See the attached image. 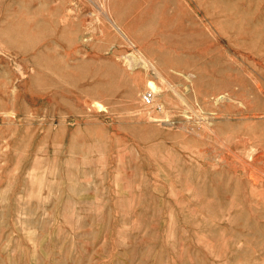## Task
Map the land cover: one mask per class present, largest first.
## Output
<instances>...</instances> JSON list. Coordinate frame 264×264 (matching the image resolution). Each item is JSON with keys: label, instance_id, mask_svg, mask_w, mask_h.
Instances as JSON below:
<instances>
[{"label": "rangeland", "instance_id": "1", "mask_svg": "<svg viewBox=\"0 0 264 264\" xmlns=\"http://www.w3.org/2000/svg\"><path fill=\"white\" fill-rule=\"evenodd\" d=\"M0 264H264V0H0Z\"/></svg>", "mask_w": 264, "mask_h": 264}, {"label": "bare ground", "instance_id": "2", "mask_svg": "<svg viewBox=\"0 0 264 264\" xmlns=\"http://www.w3.org/2000/svg\"><path fill=\"white\" fill-rule=\"evenodd\" d=\"M112 23V22H111ZM117 27V26H116ZM137 58V57H136ZM140 58V60L143 62V64H145L146 66H148V67H150V68H153L154 66H153V64L152 63H150V62H148L143 56H140L139 57ZM138 61V60H137ZM155 70V69H154ZM156 71V70H155ZM154 71V72H155ZM157 72V71H156ZM158 73V72H157ZM158 75H159V77L163 80V78L160 76V74L158 73ZM164 81V80H163ZM145 84H146V86H148V87H150L152 90L151 91H153V92H155V93H157V92H159V90H160V88H159V86L155 83V82H153V81H151L150 79H147L146 81H145ZM224 148H227V147H224Z\"/></svg>", "mask_w": 264, "mask_h": 264}, {"label": "built area", "instance_id": "3", "mask_svg": "<svg viewBox=\"0 0 264 264\" xmlns=\"http://www.w3.org/2000/svg\"><path fill=\"white\" fill-rule=\"evenodd\" d=\"M142 101L146 105L152 104L154 102L152 93L151 92H145V93H143L142 94Z\"/></svg>", "mask_w": 264, "mask_h": 264}]
</instances>
